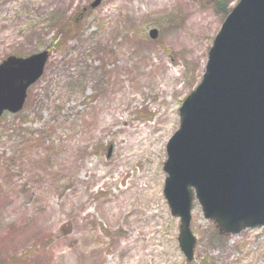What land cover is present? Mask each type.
I'll return each mask as SVG.
<instances>
[{
	"label": "rangeland",
	"instance_id": "rangeland-1",
	"mask_svg": "<svg viewBox=\"0 0 264 264\" xmlns=\"http://www.w3.org/2000/svg\"><path fill=\"white\" fill-rule=\"evenodd\" d=\"M49 1L0 0V63L49 51L0 121V264H264V227L221 245L197 203L188 263L163 192L179 108L226 17L215 0Z\"/></svg>",
	"mask_w": 264,
	"mask_h": 264
},
{
	"label": "water",
	"instance_id": "water-1",
	"mask_svg": "<svg viewBox=\"0 0 264 264\" xmlns=\"http://www.w3.org/2000/svg\"><path fill=\"white\" fill-rule=\"evenodd\" d=\"M158 33L149 31L153 39ZM48 57L43 50L0 63V118L22 110ZM179 115L166 146L163 192L171 215L180 218V249L192 262L195 202L222 235L264 226V0H239L227 15Z\"/></svg>",
	"mask_w": 264,
	"mask_h": 264
},
{
	"label": "trees",
	"instance_id": "trees-1",
	"mask_svg": "<svg viewBox=\"0 0 264 264\" xmlns=\"http://www.w3.org/2000/svg\"><path fill=\"white\" fill-rule=\"evenodd\" d=\"M215 4L217 6H219L221 8V11L224 13V14H228V12L230 11L231 7H229V2L228 0H215ZM62 44V42L60 43V45ZM38 141V139L36 140ZM215 228V227H214ZM214 241L218 242V243H221V245H227V240H228V237L227 236H221L219 235L218 231L216 230V228L214 229ZM259 245V243L257 244H250V245H246V242H237V244L235 245V252H241L243 253V251L246 249L247 252L250 251L252 253V249L251 247H254V246H257ZM258 249H260V247H257ZM243 249V250H241ZM228 257V256H227ZM241 260V262L243 261L242 257L240 256V258H238ZM218 260L214 259L213 257H204L203 259V263L202 264H218ZM223 261H221L222 263ZM223 264H230L228 262H224Z\"/></svg>",
	"mask_w": 264,
	"mask_h": 264
},
{
	"label": "bare ground",
	"instance_id": "bare-ground-1",
	"mask_svg": "<svg viewBox=\"0 0 264 264\" xmlns=\"http://www.w3.org/2000/svg\"><path fill=\"white\" fill-rule=\"evenodd\" d=\"M50 1H51V0H50ZM50 1H49V2H50ZM48 4H49V3H48ZM48 4H47V5H48Z\"/></svg>",
	"mask_w": 264,
	"mask_h": 264
}]
</instances>
